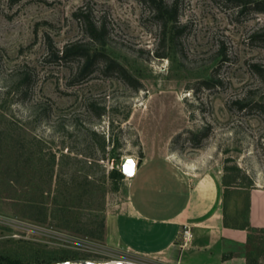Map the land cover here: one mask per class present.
Returning a JSON list of instances; mask_svg holds the SVG:
<instances>
[{
  "label": "rangeland",
  "instance_id": "1",
  "mask_svg": "<svg viewBox=\"0 0 264 264\" xmlns=\"http://www.w3.org/2000/svg\"><path fill=\"white\" fill-rule=\"evenodd\" d=\"M235 2L180 0L172 43L139 0H0V257L23 264L75 258L171 264L90 235L130 186L126 176L101 184L124 156L141 164L162 159L169 175L216 173L227 186L226 203L234 188L230 219L250 226L248 191L264 189V115L236 101L264 100V42L251 38L264 30V13L242 12ZM76 13L105 25L103 44L92 41ZM74 41L103 48L138 88L101 63L80 77L83 60H52L51 47ZM26 74L31 89L19 96ZM207 128L194 147L189 131ZM103 149L107 158L96 166L92 157ZM94 182L100 189L91 190ZM54 198L69 205L68 228L60 226L65 218ZM40 200L52 207L45 221ZM66 250L75 257L62 260ZM248 251L264 264V228H251Z\"/></svg>",
  "mask_w": 264,
  "mask_h": 264
},
{
  "label": "crops",
  "instance_id": "2",
  "mask_svg": "<svg viewBox=\"0 0 264 264\" xmlns=\"http://www.w3.org/2000/svg\"><path fill=\"white\" fill-rule=\"evenodd\" d=\"M140 164L126 176L130 186L124 196L106 210V246L156 255L171 264H248L251 228H264L263 188L248 191L250 226H241L230 219L234 188L226 203L227 186L216 173L190 178L169 175L162 159Z\"/></svg>",
  "mask_w": 264,
  "mask_h": 264
},
{
  "label": "trees",
  "instance_id": "3",
  "mask_svg": "<svg viewBox=\"0 0 264 264\" xmlns=\"http://www.w3.org/2000/svg\"><path fill=\"white\" fill-rule=\"evenodd\" d=\"M142 2H145L149 4V6L153 9L156 17L161 21L162 25L164 26V31L169 33L170 41H174V38L177 36V33L180 31L179 29V1L180 0H139ZM235 4L239 8L240 11L245 12L247 10L255 11V12H263L264 13V0H235ZM82 20V23L84 25L85 31L87 35L92 39L93 42L103 44L105 42L106 38V29L105 25L101 23L95 22L88 14H77ZM254 40L262 41L264 42V30L255 31L251 37ZM51 55L52 60L55 61H73V60H83L81 67L78 71V76L83 77L87 74H89L94 66L98 65L99 63L102 64L103 70L108 73H116L121 77L125 82H127L129 85H131L134 88H138V80L136 77L133 76V74L125 67L121 62H119L117 59L112 57L107 51H105L103 48L101 49H92L89 45H86L84 43H80L77 41L65 44L63 48L58 49L51 47ZM256 70L261 72L263 69H260L257 65H253ZM264 71V70H263ZM262 77H264V73L262 74ZM202 84L205 86H211L212 79H203ZM31 76L29 74L24 75L21 78L20 86L18 91L19 96H26L30 89H31ZM239 105V108L246 109V110H255L259 114L264 115V100H238L236 101ZM90 108H94V104L90 103ZM96 110V109H95ZM96 115L100 116L102 115V110L96 111ZM94 134L97 133L96 130L93 131ZM209 135V129H204L199 132H193L189 131V139L192 141L194 147H199L203 141L204 138H206ZM104 150V149H103ZM55 156V155H54ZM64 157H68L67 155L63 154ZM107 158V155L105 153V150L103 153H100L99 155H96L92 157L93 162H95V165L97 166L100 164V160H105ZM114 158V157H112ZM55 162L53 158V163ZM140 163V160H139ZM52 171V170H51ZM110 178L114 184L125 177V175L120 171V169L113 167L110 169L107 174H103V180L101 181V184L105 182V179ZM95 181V180H94ZM99 183V182H98ZM91 190L95 191L98 188L100 189V185L96 184L95 182L92 184ZM86 186L87 182L84 180V182L81 183L79 186L80 189H82V192H86ZM82 193V194H83ZM81 198V197H79ZM39 205V208L43 212V217H40L42 221H45L47 219V212L52 209L50 208L47 202L44 200H40L39 202L36 201ZM52 204L56 206L55 211L58 212V214H61V216L64 219V221L60 224L63 228H68V218H67V208H69V205L64 201L61 203L57 198H54L52 201ZM98 228L96 231L92 230L90 235L93 237H96L100 240L104 239L105 235V217L97 224ZM65 255L62 258V260H67L69 258L75 257V254L73 251L66 250ZM228 255L224 254V258H227ZM0 264H23L20 261H17L16 259H13L11 257H0ZM248 264H257L256 261L248 257Z\"/></svg>",
  "mask_w": 264,
  "mask_h": 264
},
{
  "label": "water",
  "instance_id": "4",
  "mask_svg": "<svg viewBox=\"0 0 264 264\" xmlns=\"http://www.w3.org/2000/svg\"><path fill=\"white\" fill-rule=\"evenodd\" d=\"M137 166V161L135 160L134 157L132 156H124L121 159L120 163V171L127 177H130L134 175L135 169ZM66 264H134L131 261H98V260H91V259H86V258H75L72 260H69L65 262Z\"/></svg>",
  "mask_w": 264,
  "mask_h": 264
},
{
  "label": "built area",
  "instance_id": "5",
  "mask_svg": "<svg viewBox=\"0 0 264 264\" xmlns=\"http://www.w3.org/2000/svg\"><path fill=\"white\" fill-rule=\"evenodd\" d=\"M183 234H184L185 238H188L191 236V231H190L189 227H186L184 229Z\"/></svg>",
  "mask_w": 264,
  "mask_h": 264
},
{
  "label": "bare ground",
  "instance_id": "6",
  "mask_svg": "<svg viewBox=\"0 0 264 264\" xmlns=\"http://www.w3.org/2000/svg\"><path fill=\"white\" fill-rule=\"evenodd\" d=\"M116 262V261H115ZM134 264H136V263H134Z\"/></svg>",
  "mask_w": 264,
  "mask_h": 264
}]
</instances>
